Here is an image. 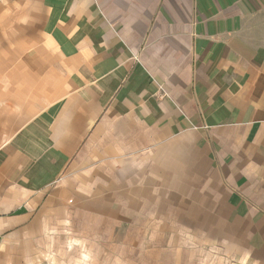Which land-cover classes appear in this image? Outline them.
<instances>
[{
    "label": "crops",
    "instance_id": "crops-1",
    "mask_svg": "<svg viewBox=\"0 0 264 264\" xmlns=\"http://www.w3.org/2000/svg\"><path fill=\"white\" fill-rule=\"evenodd\" d=\"M78 212L264 264V0H0V264Z\"/></svg>",
    "mask_w": 264,
    "mask_h": 264
},
{
    "label": "rangeland",
    "instance_id": "rangeland-1",
    "mask_svg": "<svg viewBox=\"0 0 264 264\" xmlns=\"http://www.w3.org/2000/svg\"><path fill=\"white\" fill-rule=\"evenodd\" d=\"M134 231L113 229L112 222L100 215L78 212L45 257L31 264H241L214 245L200 244V236L193 232L140 235Z\"/></svg>",
    "mask_w": 264,
    "mask_h": 264
}]
</instances>
